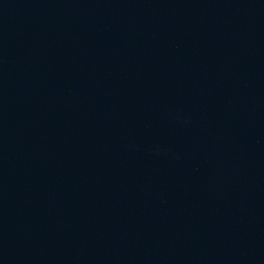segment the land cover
Here are the masks:
<instances>
[{
	"label": "water",
	"instance_id": "water-1",
	"mask_svg": "<svg viewBox=\"0 0 264 264\" xmlns=\"http://www.w3.org/2000/svg\"><path fill=\"white\" fill-rule=\"evenodd\" d=\"M0 264H264V0H0Z\"/></svg>",
	"mask_w": 264,
	"mask_h": 264
}]
</instances>
